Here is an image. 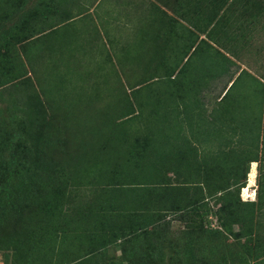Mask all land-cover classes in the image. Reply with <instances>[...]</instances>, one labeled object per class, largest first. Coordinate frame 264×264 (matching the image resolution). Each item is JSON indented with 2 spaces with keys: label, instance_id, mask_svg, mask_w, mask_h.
<instances>
[{
  "label": "rangeland",
  "instance_id": "obj_1",
  "mask_svg": "<svg viewBox=\"0 0 264 264\" xmlns=\"http://www.w3.org/2000/svg\"><path fill=\"white\" fill-rule=\"evenodd\" d=\"M57 9L69 20L23 43L14 38L7 52L12 60L0 70V78L11 70L17 75L0 86V186H8L13 194L0 191V264H48L44 235L62 228L69 234L81 232L85 224L92 225L86 216L103 208L99 202L107 200L102 192L108 178L129 159L144 132L160 129V114L168 110L181 113L185 122L197 119L183 109L204 106L209 111L221 105L218 98L242 69L250 70L255 79L243 72L224 101V116L209 124L205 120L201 156L207 157L205 148H220L233 135L250 145L243 153L248 158L258 151L256 140L264 144V128L259 125L260 114L264 119V86L259 83L264 84V0H67ZM6 28L0 24V38ZM35 42H42V50L33 46ZM212 48L233 60L226 72L210 74L212 58L217 57L216 52H207ZM245 93L260 96V102L258 96L247 98ZM225 119L229 129L221 125ZM193 121L186 133L197 135L202 129L195 128L198 120ZM172 122L170 127L177 125L174 118ZM176 130L180 131L178 126ZM21 144L18 175L9 178L4 166ZM225 170L210 169L208 176L203 171L210 184L204 183L202 191L191 186V194L196 199L203 195V203L185 213L165 212L164 219L141 237L127 239L125 257L120 240L109 232L105 250L92 264H186L190 245L204 246L210 264H264V210L254 218V236L236 238L242 225L233 221L229 235L211 232L219 224L225 201L218 200L219 194L209 197L208 187L219 190L222 183H232L233 176ZM188 175L198 179V167ZM247 181L248 176L246 185ZM261 188L264 192V177ZM59 191H63L60 217L29 249L22 247L36 227L34 206L44 194ZM228 213L224 210L223 217ZM20 240H25L20 243L25 250L16 248ZM83 240L85 246L80 238L75 246L90 245ZM6 244L12 247L5 249Z\"/></svg>",
  "mask_w": 264,
  "mask_h": 264
},
{
  "label": "trees",
  "instance_id": "obj_2",
  "mask_svg": "<svg viewBox=\"0 0 264 264\" xmlns=\"http://www.w3.org/2000/svg\"><path fill=\"white\" fill-rule=\"evenodd\" d=\"M59 1L62 4H67V0ZM50 2H55V5H52L50 11L57 14V1L50 0ZM38 11L39 10L36 8L35 12L37 13ZM59 14L60 13L55 15V18H52L53 21L51 20L50 23L46 21L44 25L42 22L36 20L35 29L28 35L21 29L26 26V20L23 19L22 21L16 22L7 34L0 38V70H4L3 65L5 62L12 60L11 55L7 52L10 51L9 48H11V44L13 45L14 38L18 37L16 41L23 43L28 41V39H34L35 37L53 31L69 20H65V17L61 14L59 16ZM216 25L217 24H215L213 28ZM41 43L42 42H35L33 46L42 50L43 47ZM196 44H194L196 47L195 50L198 45ZM212 49H214V51L210 52H216L217 57L212 58L211 69L215 68L216 72L227 71V66L229 67L230 63H234L233 60L229 58L225 52L223 53L216 48ZM28 58L31 59L30 54H28ZM243 72L250 74L247 70H242L233 81L230 88L236 84ZM2 74L0 86L11 82L17 76L12 70ZM253 77L251 79H255ZM259 83L262 87L264 86L260 80ZM230 88L227 90L226 94L229 93ZM140 90H142V87L137 88L134 93L140 92ZM169 103H172V101L170 100ZM173 103L171 107H174ZM144 104H142V106ZM194 105L198 106L199 102H195ZM131 108L133 111L132 105ZM194 110H197V112ZM190 111L197 117V119L193 120H202V114L196 107L186 106L182 113L186 115L187 112ZM140 114L141 112H138L136 118H138ZM189 115L191 116L190 113ZM160 116L163 117L160 129L154 130L153 128L149 132H144V135L137 139V143L130 150L129 159L108 178V184L102 192V194L104 193L106 195L107 200L105 202H99L103 205V208L100 207L95 209L86 216V219L93 221L92 225L89 226L85 224L83 226V231H74L70 234L65 230L66 228H62L58 231L52 230L49 234L46 233V229L58 220L63 211V206L61 204V195L63 191L52 194L47 193L44 194L38 200L36 206H34L37 210L36 213H38L35 216L36 227H32L30 234L26 235L27 237L25 240L27 243L22 247L28 246L27 249H29L32 242L43 232L44 234L46 233L44 236L47 240L44 244L47 249L45 252L43 251V253L45 255L47 254V256L49 255V258H47L48 264H54L52 260L55 259L56 264H76L77 262L83 264L87 263V261H90V264H92L96 259V262L99 260L101 252L105 250L106 243L104 237L110 232L115 238L118 237V240H120L122 244L121 248L124 251L123 255L125 257L127 252L124 250V243L127 239L131 240L133 236L134 239L139 238V236L141 237L148 229L159 224L164 219L165 212L185 213L189 209L197 207L195 205L203 203V195L201 199H196L195 196L191 194V186L193 185L194 189L199 188L202 191L204 183L210 184L209 180H205V177H202V175L204 176L203 171L206 170V175L208 176L210 169L218 168L210 165V163L204 166L200 151L202 147L193 142V140H195V142L196 140L198 142L201 141L202 138H200V133H197V135L186 133V126L189 125L191 127V124L194 125L193 120L185 122V120L188 119L184 117V120L181 117V113L174 111L173 114V112H168V110H165ZM132 117L134 116H131V118ZM173 118L180 131L176 130V126H174L175 128L170 127V125L174 124V122H172ZM134 119L135 117L132 118V120ZM149 120L153 122V119ZM138 121L141 123L143 122V120L139 118ZM153 125H155L154 122ZM12 142H15V137ZM22 149L23 146L21 144L16 150L11 151L9 154V158L7 159L8 162L4 166V172L7 173L9 178L15 179L16 175H18L16 165H18L19 154ZM215 157L216 156H213L212 159ZM196 166L200 171V177L198 179H193L188 173ZM170 173L174 176L170 175ZM247 173L248 168L242 171L241 176L243 174V178H241L239 174L237 175V173L234 174L232 183L227 185L222 183L219 190H211V188L208 187L209 197H214L221 192V194L216 197H218L220 201H225L220 209L222 216H218L219 224L215 229H212V233L229 235L231 233L230 226L233 221L242 225V228L234 233L236 238L256 235L254 232L256 204L251 201H243L239 194V191L246 186ZM18 178L21 179L22 176L19 174ZM173 179H176V182H174ZM23 183H27V181L23 180ZM7 189L8 186H0L1 192L6 196L12 197L13 194L7 191ZM236 190L237 195L236 198H234ZM102 194H99L98 198H100ZM206 198L207 197L204 199ZM11 202H14L13 199H11ZM24 202H26V199H24ZM207 204L206 202L205 205ZM224 210L230 214L228 213L226 214L227 216L223 217L222 212ZM233 213L234 215H231ZM209 224L210 221L208 220L205 225L206 228H209ZM78 238H80L82 242L81 246H85L83 238L87 239L90 245L88 247H81L80 244L77 243V246H75V241H77ZM25 240L18 241L16 248H20V243ZM40 240H42V237ZM4 247H6L5 249H9L12 246L6 244ZM189 248L186 264H210V259L208 258L204 246L190 245ZM77 249H79V251L82 249V251L78 253ZM147 249L152 254V248ZM32 251L33 249H31V252ZM6 261H8V258H6Z\"/></svg>",
  "mask_w": 264,
  "mask_h": 264
},
{
  "label": "crops",
  "instance_id": "obj_3",
  "mask_svg": "<svg viewBox=\"0 0 264 264\" xmlns=\"http://www.w3.org/2000/svg\"><path fill=\"white\" fill-rule=\"evenodd\" d=\"M50 3H51L50 0H37V1L36 0H0V24L3 26L5 25L7 27L6 28L7 31H9L16 22H19L25 19L27 24L25 27H22L21 29L24 30V32L28 35L31 31L35 29L36 20H38L39 22H42V24L44 25L46 21H49V19L55 18V15L59 13V11L57 12V14L52 13L50 11L49 9ZM57 5L58 6L61 5V2L58 0H57ZM36 8L39 10L37 13L35 12ZM194 49L195 47L192 50ZM207 52L210 53V51H207ZM242 70H245V69H242ZM241 71L238 74L236 73L235 77L231 79L230 84L233 83V81L238 77ZM210 72H211L210 73L211 75L215 73H222V71L216 72V69L214 71L210 69ZM249 73L251 75V72ZM209 75L207 76L206 74L205 77L208 78ZM226 90L218 98V101L222 103L221 105L215 106L212 110H209V111H205L204 106L202 107V110L199 109L200 107L199 108L196 107L197 109H199V112L202 114V120L197 121V125L195 126L196 129L197 128L202 129L204 126H206L205 120H208L207 124H209L213 122V119H215L216 116L217 118L224 116L223 114H224V111L226 110L224 101L226 97L228 96V93L226 94ZM244 95L247 96V98L258 96L256 94H250V93H247V94L245 93ZM258 97H259V102H260L261 100L260 96ZM194 98L200 102L202 101L199 95H195ZM228 107L233 108L234 105L229 104ZM194 111L197 112V110H194ZM261 118L262 117L260 114V118H259L260 124L259 125H261L264 128V119L261 120ZM194 123L195 122L193 121V124ZM223 124H226L227 128L229 129L230 125L226 123V119H225V123L221 121V125ZM186 127H187L186 130L190 131V128H189L190 126L187 125ZM219 127L221 126L219 125ZM202 131L204 130L203 129L198 130V133H202ZM238 136L239 135H233L232 139H229V141H225V144H222L219 146L220 148L213 149L211 147L212 151H208L207 148H205L204 151L208 152V155L206 157L208 160L202 156L203 164L204 166L205 165L207 166L209 165L208 163H210V165L215 166L217 168H220V167L222 168L223 166L226 168L225 170L226 173H228L229 175H232L233 178H234L233 174H236V173H234L232 168L240 170L237 173V175L239 174V176H241L242 171H245L248 168V173H247L248 183L245 187L241 189V197H245L243 198L244 200L242 199L243 201H251L256 204L255 213L257 217V214H260L261 211L264 210V192L262 191V188H261V178L264 177V151L263 152L259 151L260 149L264 150V144H261L258 140H256V143H257L256 148H258V151L254 155L255 157L252 156L251 158H248L243 153L250 145L247 147L243 139H242V142H239L238 138L240 137ZM259 138H261V136ZM193 142L197 143V145L199 144L198 141L195 142V140H193ZM204 144L205 143L202 142L201 147H203ZM218 151H222L221 154L219 153V156H217ZM213 156H216V157L212 159ZM223 158L225 159L223 160ZM247 187L249 188V191H250L249 194L252 195L251 197H247L246 195H244V188H247ZM218 194L220 195L221 192H219Z\"/></svg>",
  "mask_w": 264,
  "mask_h": 264
},
{
  "label": "bare ground",
  "instance_id": "obj_4",
  "mask_svg": "<svg viewBox=\"0 0 264 264\" xmlns=\"http://www.w3.org/2000/svg\"><path fill=\"white\" fill-rule=\"evenodd\" d=\"M249 193H250L249 188L248 187L244 188V195H246L247 197H251L252 195Z\"/></svg>",
  "mask_w": 264,
  "mask_h": 264
}]
</instances>
